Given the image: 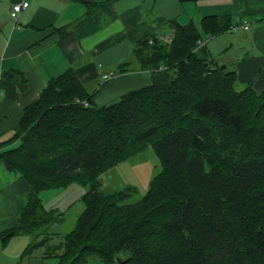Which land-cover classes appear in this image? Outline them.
<instances>
[{"label": "trees", "instance_id": "1", "mask_svg": "<svg viewBox=\"0 0 264 264\" xmlns=\"http://www.w3.org/2000/svg\"><path fill=\"white\" fill-rule=\"evenodd\" d=\"M102 16L100 5L87 3L83 17L57 33L88 37ZM169 26V44L142 37L107 74L147 72L149 86L97 107L71 67L23 110L13 136L0 143V160L29 191L14 225L0 233L2 246L27 235L22 257L44 249L43 264H264V90L238 89L235 71L221 70L205 46L197 49L231 25L208 17L200 30ZM3 76L26 89L20 71ZM147 148L162 170L140 201L97 190L101 174ZM71 183L88 187L84 210L52 245L57 221L39 193Z\"/></svg>", "mask_w": 264, "mask_h": 264}, {"label": "crops", "instance_id": "2", "mask_svg": "<svg viewBox=\"0 0 264 264\" xmlns=\"http://www.w3.org/2000/svg\"><path fill=\"white\" fill-rule=\"evenodd\" d=\"M17 3L28 6L18 14L14 27L10 10ZM87 3L100 5V29L80 40L72 32L57 33L82 18ZM208 17L235 29L206 41L209 59L218 65L225 59L239 86L263 91L264 0H0V143L13 136L23 110L37 100L51 78L72 67L87 91L95 92V106H109L122 95L150 85L147 72L112 74L103 80L129 59L137 40L150 34L171 37L170 21L193 23L200 30L201 20ZM11 70L26 78L23 92L4 78ZM28 191L26 181L0 160V233L14 225ZM29 242V236L17 235L0 244V260L43 264L38 257H22Z\"/></svg>", "mask_w": 264, "mask_h": 264}, {"label": "rangeland", "instance_id": "3", "mask_svg": "<svg viewBox=\"0 0 264 264\" xmlns=\"http://www.w3.org/2000/svg\"><path fill=\"white\" fill-rule=\"evenodd\" d=\"M221 64L220 66H225L229 70L225 59ZM237 88L242 89L238 84ZM92 92L90 90V93ZM161 170L160 162L154 151L151 148H147L101 174L98 177L99 185L97 190L104 194L127 191L129 197L125 199V203L133 204L144 197L151 180L160 174ZM87 191L88 187H84L78 183H71L66 187L45 190L39 193V198L44 209L48 212H54L57 221L51 227V231L54 233L51 240L52 245L63 241L65 235L75 228L78 217L84 210L82 197ZM43 252L44 249H40L33 253L32 256L41 259ZM0 261V264H15L14 261L10 260ZM47 264H54V261H49ZM87 264L102 263L98 259H91Z\"/></svg>", "mask_w": 264, "mask_h": 264}, {"label": "built area", "instance_id": "4", "mask_svg": "<svg viewBox=\"0 0 264 264\" xmlns=\"http://www.w3.org/2000/svg\"><path fill=\"white\" fill-rule=\"evenodd\" d=\"M27 6H28L27 3H17V4L12 5L11 10H10V18H11V19L13 20V22H14V27H15V21H16V19H17V17H18V14H19L23 9H25ZM244 29H246V28H244ZM230 30H231V31H235V29H234L233 27L230 28ZM163 41H164L165 43H168V44H169V43L171 42V37L166 36V37L163 38ZM205 44H206V40H204V39L199 40V41L197 42V49H199V48H203V47L205 46ZM111 76H112V75H106L104 78H105V79H109ZM85 105H86V103H84V106H85Z\"/></svg>", "mask_w": 264, "mask_h": 264}, {"label": "water", "instance_id": "5", "mask_svg": "<svg viewBox=\"0 0 264 264\" xmlns=\"http://www.w3.org/2000/svg\"><path fill=\"white\" fill-rule=\"evenodd\" d=\"M226 67L225 66H221V70L225 69Z\"/></svg>", "mask_w": 264, "mask_h": 264}]
</instances>
